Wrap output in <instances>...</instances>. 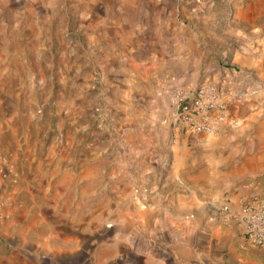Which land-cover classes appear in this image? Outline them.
I'll use <instances>...</instances> for the list:
<instances>
[{
	"label": "rangeland",
	"instance_id": "obj_1",
	"mask_svg": "<svg viewBox=\"0 0 264 264\" xmlns=\"http://www.w3.org/2000/svg\"><path fill=\"white\" fill-rule=\"evenodd\" d=\"M206 82L214 123L264 102V0H0V220L95 264H264L171 178L177 94Z\"/></svg>",
	"mask_w": 264,
	"mask_h": 264
},
{
	"label": "crops",
	"instance_id": "obj_2",
	"mask_svg": "<svg viewBox=\"0 0 264 264\" xmlns=\"http://www.w3.org/2000/svg\"><path fill=\"white\" fill-rule=\"evenodd\" d=\"M229 110V118L215 122L212 132L194 134L188 144L175 146L171 178L179 185V200L209 214L212 236L226 233L235 238L240 227L224 220L222 208L237 209L238 196L249 193L247 186L264 174V102L250 99L239 111L231 106ZM27 213L24 209L2 212L0 264H95L80 248L44 250L41 241H33L27 231L16 226L14 218ZM133 250L129 253L134 254ZM246 251L264 253V246ZM169 253L165 251L162 264H182L174 250ZM128 261L132 264L130 258ZM111 263L125 264L123 260Z\"/></svg>",
	"mask_w": 264,
	"mask_h": 264
},
{
	"label": "built area",
	"instance_id": "obj_3",
	"mask_svg": "<svg viewBox=\"0 0 264 264\" xmlns=\"http://www.w3.org/2000/svg\"><path fill=\"white\" fill-rule=\"evenodd\" d=\"M177 103L174 124L189 135L212 132L213 121H222L226 116L224 88L217 82H206L194 90L179 92ZM222 212L227 222L240 227L247 246H264V199L245 201L235 210L224 206Z\"/></svg>",
	"mask_w": 264,
	"mask_h": 264
}]
</instances>
